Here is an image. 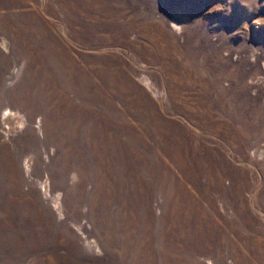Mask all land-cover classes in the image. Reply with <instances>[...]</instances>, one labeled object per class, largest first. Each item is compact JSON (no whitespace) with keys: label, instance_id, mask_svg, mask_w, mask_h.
<instances>
[{"label":"rangeland","instance_id":"rangeland-1","mask_svg":"<svg viewBox=\"0 0 264 264\" xmlns=\"http://www.w3.org/2000/svg\"><path fill=\"white\" fill-rule=\"evenodd\" d=\"M0 264H264V0H0Z\"/></svg>","mask_w":264,"mask_h":264},{"label":"bare ground","instance_id":"bare-ground-1","mask_svg":"<svg viewBox=\"0 0 264 264\" xmlns=\"http://www.w3.org/2000/svg\"><path fill=\"white\" fill-rule=\"evenodd\" d=\"M50 46H52V47H54L55 48V50H56V47L54 46V45H50ZM65 46V45H64ZM58 52H61V51H58ZM71 51H70V53L68 52V54H66V56H65V59H63V62H66L67 64H68V68H67V70H68V72H69V77H70V80H71V82H72V84L74 85L76 82L74 81L75 80V78L73 77V75L71 74V72H72V70H75V64L73 63V61L75 60H72V58L70 57V55H71ZM98 65V64H97ZM93 66H95V64L93 65ZM98 67V66H97ZM88 68V67H87ZM83 69V68H82ZM79 72V71H78ZM98 73V72H97ZM96 76V75H95ZM96 79H99L97 76H96ZM89 80H90V78H88L87 76L86 77H84V85H87V87H89V89H90V87H92V85H91V83L89 82ZM77 81V80H76ZM78 82V81H77ZM80 82H78L77 84H79ZM76 84V85H77ZM76 88H78L77 86H75ZM102 88V87H101ZM89 89H88V93H90L91 95H92V97H95V93H96V95L97 96H102V94H101V92L100 91H97L96 90V92L93 94L92 93V91H89ZM89 96V95H88ZM164 119V118H163ZM161 158V157H160ZM168 160V159H167Z\"/></svg>","mask_w":264,"mask_h":264}]
</instances>
